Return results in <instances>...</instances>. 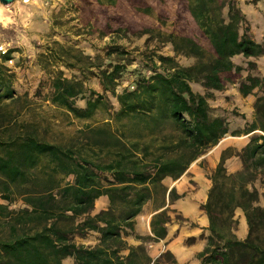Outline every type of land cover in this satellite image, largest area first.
I'll return each instance as SVG.
<instances>
[{"label": "trees", "instance_id": "obj_1", "mask_svg": "<svg viewBox=\"0 0 264 264\" xmlns=\"http://www.w3.org/2000/svg\"><path fill=\"white\" fill-rule=\"evenodd\" d=\"M160 2L84 0L88 16L81 23L102 36L147 33L141 16L156 10ZM175 3L172 14L159 13L157 18L171 22L165 39L174 51L196 62L181 66L171 57L157 55L161 68L150 76L142 74L133 90L115 94L119 108L110 112V122L130 118L138 131L147 133L172 121L174 133L163 134L157 146L97 126L80 131L84 142L79 149L40 139L33 124L19 119L28 100L15 93V75L6 64L13 50L0 53V197L7 202L0 203V264H63L66 258H72V264H150L145 244L128 245L123 236L134 230L136 216L154 195L163 196L162 206L166 194L170 202L181 197L175 189L168 190L163 180L178 179L204 150L231 131L249 139L238 152L223 150L209 176L211 186L200 206L208 234L196 257L199 264H264V205L260 204L264 194L256 187L258 180L264 184V80L250 74L242 79V66L233 62L235 57L263 56L264 46L248 35L246 17L234 0ZM248 65L254 67L253 62ZM64 66L77 67L76 62L66 61ZM124 67L119 62L111 70H99L105 90L115 93L113 85ZM236 82L244 97L255 88L263 90L254 103L253 120L231 130L223 110L211 116L207 98ZM193 85L207 94L194 91ZM51 86L53 102L77 117L105 105L103 96L96 94L85 107H76L74 98L84 92L83 85L61 72ZM232 156L243 168L227 173L226 161ZM100 172L111 179L104 183ZM68 176L72 181L62 182ZM101 197L107 198L109 206L90 214ZM17 199L24 206L10 208ZM236 209L246 223L242 239L233 233ZM168 220L166 209L151 217V240L165 237ZM87 231L99 234L98 244L86 246L73 240L74 234ZM124 250L127 253L120 254Z\"/></svg>", "mask_w": 264, "mask_h": 264}, {"label": "rangeland", "instance_id": "obj_2", "mask_svg": "<svg viewBox=\"0 0 264 264\" xmlns=\"http://www.w3.org/2000/svg\"><path fill=\"white\" fill-rule=\"evenodd\" d=\"M83 1L15 0L9 5L0 3V47L5 50H13L12 60L6 64L15 75L13 80L15 93L25 96L28 100V105L22 110L19 119L33 124L40 139L63 145L74 144L78 149L84 142L82 140L84 136L80 131L95 126L112 129L117 134H125L129 139L137 138L141 142L151 140L153 146H157L163 134L174 133L172 121H165L159 125L158 130L155 129L147 133L138 131L139 127L136 122L130 118L124 119L122 122H110V112L119 108L115 94L124 90H133L141 80L142 74L150 76L155 70L158 71L161 68L157 55L171 57L181 66H189L196 62L195 58L174 51L173 46L165 39L172 30L171 22H164L157 18L159 13L172 14L176 4L175 0H162L157 3L156 10L154 9L147 16H141L147 25V33L126 36L123 34L102 36L83 26L81 18L88 16V8L83 11ZM234 1L246 17L248 35L255 42L264 46V0ZM79 52L82 54L79 55ZM77 54L78 57L80 56V61L77 60ZM65 61L76 62L77 67H65ZM248 61L253 62L254 67L249 66ZM119 62L125 67L115 80L116 83L113 85L115 93H112L109 89L103 88L99 70H111L112 66ZM233 62L242 66V79L250 74L264 80V55L249 59L235 57ZM58 72L69 79L82 83L84 92L74 98L76 107H85L87 99L93 100L96 94L103 96L102 101L105 102V105L100 104L86 117H77L63 105L53 102L51 84L53 77ZM238 83L228 84L221 91H213L210 95L208 94L207 98L211 116L217 113L218 109L223 110L228 128L231 130H237V127H246L245 122L250 123L253 120L254 103L256 98L262 95L263 90L255 88L252 94L244 97L238 92ZM192 89L199 90L203 95L208 92L206 89L199 86L194 87V85ZM231 134L234 133L229 132L216 146L204 150L178 178H184V181L181 182L183 183L182 188H187L185 191L187 196L194 195L199 191L203 192L206 189L208 191L211 186L209 176L214 172L223 150L228 149L230 150L228 153L233 154L240 151L246 144L244 141L248 142V135L246 139L245 135L234 136ZM242 168L241 163L233 156L226 161L227 173H234ZM99 174L104 183L111 179L110 174L106 172ZM171 180V178H166L163 180V184L167 187ZM67 181H72V176L66 177L62 182ZM256 187L260 194H264V184L260 180L257 181ZM162 199L163 196L160 193L154 195L143 205L139 215L144 214L145 218H148L149 213L162 204ZM167 199L168 197L165 195V204H167ZM0 203L7 204L1 197ZM175 204L178 203L173 201L166 208V213L169 216L168 223L170 222L172 225L187 224L189 221H185L186 218L175 207ZM260 204L264 205V195L260 196ZM23 206L20 199L9 204L12 209H19ZM108 206L107 198L101 197L95 201L94 209L90 214L106 209ZM145 218L138 219L139 223L134 225V230L129 235H124L123 239L128 245L136 246L144 243L149 254L152 245L156 246L157 241L159 242L161 239L151 240L149 238L151 235L147 232L150 224L148 226L145 223L148 220ZM234 219L236 224L233 233L237 238L242 239L246 234H244L241 225L244 216L239 209L235 210ZM165 226L167 229V224ZM207 234L208 232L203 230L200 235V238L205 242ZM73 240L77 244L94 246L99 242V234L93 231H87L83 235L76 233L73 235ZM194 240V237L187 238L182 245H191ZM126 253L127 250H124L120 254ZM149 256L151 257L150 264H177L171 253ZM62 262L63 264H72L73 259L66 258Z\"/></svg>", "mask_w": 264, "mask_h": 264}, {"label": "crops", "instance_id": "obj_3", "mask_svg": "<svg viewBox=\"0 0 264 264\" xmlns=\"http://www.w3.org/2000/svg\"><path fill=\"white\" fill-rule=\"evenodd\" d=\"M247 137L248 136H246V139ZM245 143H247V141H244V144ZM182 180L184 181V178L177 179L176 181L171 180V183L167 186V188L168 190L172 188L175 189V192L178 195L182 194L181 197L173 201L179 204H175V207H177L178 210L181 211L182 215L186 218L185 221L188 220L189 222H187V224L185 225H172L170 224V222L167 223V234L159 242L157 241L156 246L152 245V250H150L151 254L149 253V255L157 256L158 254L162 253H171L177 264H199V260L196 256L203 250L206 243L203 239L200 238V235L203 230L207 231L206 228L208 226L207 218L201 210L200 206L205 202L208 191L206 189L203 190V192L199 191L194 195L187 196V194L185 193L187 188H182ZM172 202H170L168 198L167 204H165L164 201V205L158 206L151 213H149L148 218H145L144 214L137 216V218H135V220L137 219L135 225L139 223L138 221L140 219L145 218L146 220L148 219L145 223L149 226L151 217L162 211L163 209H166ZM241 225L244 234H246L247 231L245 219L241 223ZM147 233H149V235H152L149 227ZM174 234H176V236H174ZM192 237L195 238L193 244L182 245L185 239Z\"/></svg>", "mask_w": 264, "mask_h": 264}, {"label": "water", "instance_id": "obj_4", "mask_svg": "<svg viewBox=\"0 0 264 264\" xmlns=\"http://www.w3.org/2000/svg\"><path fill=\"white\" fill-rule=\"evenodd\" d=\"M13 1H15V0H0V3L3 4V5H9V4H11Z\"/></svg>", "mask_w": 264, "mask_h": 264}, {"label": "built area", "instance_id": "obj_5", "mask_svg": "<svg viewBox=\"0 0 264 264\" xmlns=\"http://www.w3.org/2000/svg\"><path fill=\"white\" fill-rule=\"evenodd\" d=\"M5 51H6V50H5L4 48L0 47V53L3 54V53H5Z\"/></svg>", "mask_w": 264, "mask_h": 264}]
</instances>
